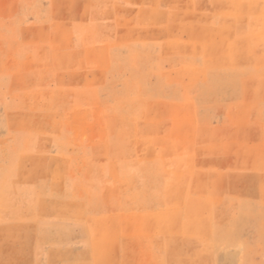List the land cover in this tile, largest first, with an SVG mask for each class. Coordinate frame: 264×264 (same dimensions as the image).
Returning a JSON list of instances; mask_svg holds the SVG:
<instances>
[{"label": "rangeland", "instance_id": "1", "mask_svg": "<svg viewBox=\"0 0 264 264\" xmlns=\"http://www.w3.org/2000/svg\"><path fill=\"white\" fill-rule=\"evenodd\" d=\"M0 264H264V0H0Z\"/></svg>", "mask_w": 264, "mask_h": 264}, {"label": "crops", "instance_id": "2", "mask_svg": "<svg viewBox=\"0 0 264 264\" xmlns=\"http://www.w3.org/2000/svg\"><path fill=\"white\" fill-rule=\"evenodd\" d=\"M120 7H123V8H127V9H131V8H136V9H139V8H144L145 6L144 5H136V6H130V4L128 5V4H121L120 5ZM152 7H153V9L154 8H160V5H159V2H156V3H153L152 4ZM244 20L246 21V24L247 25H250V24H253L254 22L253 21H255L256 20V17L255 16H250V14L247 16V18H244ZM236 55V54H235ZM235 55H233V56H235ZM248 56L249 54L248 53H237V56ZM237 56H235V57H237Z\"/></svg>", "mask_w": 264, "mask_h": 264}]
</instances>
